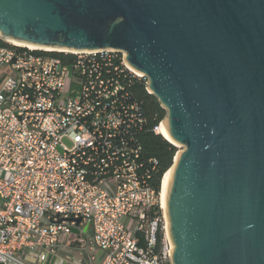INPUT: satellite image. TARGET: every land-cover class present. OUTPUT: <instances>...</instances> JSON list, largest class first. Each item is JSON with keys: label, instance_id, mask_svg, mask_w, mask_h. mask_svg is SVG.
<instances>
[{"label": "water", "instance_id": "95a60500", "mask_svg": "<svg viewBox=\"0 0 264 264\" xmlns=\"http://www.w3.org/2000/svg\"><path fill=\"white\" fill-rule=\"evenodd\" d=\"M0 36L124 53L181 148L166 185L170 264H264V0H0ZM52 254L5 262L103 257Z\"/></svg>", "mask_w": 264, "mask_h": 264}, {"label": "built area", "instance_id": "2783aa9c", "mask_svg": "<svg viewBox=\"0 0 264 264\" xmlns=\"http://www.w3.org/2000/svg\"><path fill=\"white\" fill-rule=\"evenodd\" d=\"M124 57L0 36V263L73 234L91 262L102 253L99 264H170L165 234L153 253L162 210L149 180L158 162L141 144L149 121L132 91L143 84L149 94L147 79Z\"/></svg>", "mask_w": 264, "mask_h": 264}, {"label": "trees", "instance_id": "16d2710c", "mask_svg": "<svg viewBox=\"0 0 264 264\" xmlns=\"http://www.w3.org/2000/svg\"><path fill=\"white\" fill-rule=\"evenodd\" d=\"M132 91L135 97L141 101L143 110L148 118V130L141 137V144L149 156L156 158L158 165L156 173L149 180V184L157 192L160 190L161 180L164 174L171 168L177 148L164 139L161 135H155L151 129L153 126L161 122L166 112L162 109L157 100L148 94L143 84H135ZM157 214L160 217L158 226L157 242L154 246L153 253L160 254L162 251V240L164 238L162 213L157 208ZM139 238V246L145 248L146 243L142 233L137 234Z\"/></svg>", "mask_w": 264, "mask_h": 264}, {"label": "bare ground", "instance_id": "6f19581e", "mask_svg": "<svg viewBox=\"0 0 264 264\" xmlns=\"http://www.w3.org/2000/svg\"><path fill=\"white\" fill-rule=\"evenodd\" d=\"M8 42L12 43V44H15V45H20V46H25V47H28V48H34V49H48V50H66V49H54V48H47V47H39V46H35V45H31V44H26V43H22V42H18V41H14V40H7ZM135 71V70H134ZM136 73L140 74L139 72L135 71ZM160 134L161 136L168 140L169 142H172V140L168 137L164 127H163V124L160 125ZM180 152H177L175 154V157H174V162H173V166H174V163L176 161V158L178 156ZM173 166L164 174V176L162 177V180H161V186H160V204H161V210L164 212L165 211V196H166V185H167V180H168V177L173 169ZM165 216V215H164ZM165 218V217H164ZM166 221V220H165ZM167 234V232H166ZM167 237V235H166ZM168 239V237H167ZM169 241V240H168ZM170 244V243H169ZM171 245V244H170ZM170 250L172 249V246H170Z\"/></svg>", "mask_w": 264, "mask_h": 264}, {"label": "rangeland", "instance_id": "374dc122", "mask_svg": "<svg viewBox=\"0 0 264 264\" xmlns=\"http://www.w3.org/2000/svg\"><path fill=\"white\" fill-rule=\"evenodd\" d=\"M176 148H177V151L181 150L180 147H176ZM164 217H165L164 212L162 211L163 231H164V234L167 235L166 234V221ZM74 240H76V238L74 237L73 234H71L67 238L60 236L58 239V243L56 244L57 252H59L62 256L66 258H71V259L78 257V256H82V253L80 252V250L73 247L72 242Z\"/></svg>", "mask_w": 264, "mask_h": 264}, {"label": "crops", "instance_id": "0c3cea01", "mask_svg": "<svg viewBox=\"0 0 264 264\" xmlns=\"http://www.w3.org/2000/svg\"><path fill=\"white\" fill-rule=\"evenodd\" d=\"M57 247L48 250V252H53V256L56 257V259H59L61 261L66 260V257L62 256L59 252H57ZM45 252V255L47 253V250H43V249H33V250H24L21 253L18 254V256L16 257V260H19L20 258H24L26 261L29 262H34L33 256L38 257V262L40 260V257L42 256V254ZM50 254V253H49ZM74 260H81V256L75 257L73 258ZM67 263L69 264V261H67Z\"/></svg>", "mask_w": 264, "mask_h": 264}]
</instances>
